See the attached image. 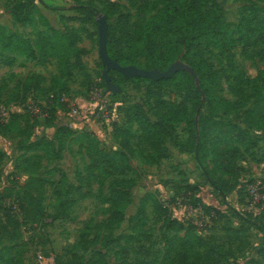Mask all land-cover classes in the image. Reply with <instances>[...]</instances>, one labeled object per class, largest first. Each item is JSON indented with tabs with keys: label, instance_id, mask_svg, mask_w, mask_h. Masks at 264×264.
I'll list each match as a JSON object with an SVG mask.
<instances>
[{
	"label": "rangeland",
	"instance_id": "1",
	"mask_svg": "<svg viewBox=\"0 0 264 264\" xmlns=\"http://www.w3.org/2000/svg\"><path fill=\"white\" fill-rule=\"evenodd\" d=\"M111 1L120 5V12L135 14L129 0ZM218 3L224 18L234 25L242 14L250 15L253 10L250 9L252 3L245 0H218ZM255 4L261 8L256 19L264 22V0ZM91 5L97 8V13L89 12ZM109 5L106 0H0V25L6 35L17 33L36 42L44 33L53 39L64 40L70 46L69 56L74 64H77L75 56L83 49L81 59L91 76L88 80L78 67H73L72 75L62 77L61 83H54V78L61 74L57 58L49 56V61L39 63L37 59L9 52L0 43V106L21 115V126L16 121L9 128L0 126V189L17 185L18 194L25 200L22 216L16 217L19 222L6 220L0 214V264H6L9 257L15 258V264L20 263V257L23 264H79L91 254V250L78 247L83 234L84 239L89 240L87 242L97 243V250L104 253L105 264H123L126 259L170 264L162 262L165 244L172 232L164 226L158 207L160 203L170 204L174 217L194 223L198 227L197 233L206 236L211 246L215 245L213 264H264V230L260 228H264V198L258 202L264 196V123L249 124L243 108L227 115L218 112L226 126L205 140L207 150L202 156L212 173V183L196 154L179 148V144L187 143L189 137L184 120L174 124L171 136L165 141L170 153L168 158L158 165L147 164L142 157L144 145L140 144L141 139L132 138L133 170L127 175L116 173L110 179L88 169L90 160L74 136H64L60 159L45 150H30L31 140L52 136L57 126L71 123L75 131H93L100 146L112 152L119 148L113 126L123 122V110L127 106L143 104L155 120L152 89L161 92L165 99L181 101L192 84L199 86V78L192 74L193 68L180 58L174 63L173 75L167 79L177 75L176 78L159 88L148 81L126 80L120 73L111 71V81L119 89L108 91L103 75L105 65L99 55L97 17L100 13L106 15L110 25L115 27L118 14L110 15ZM66 29H79L80 41L76 47L69 44V38L62 37ZM260 35V41L246 45V41L239 42L225 51L217 47L214 40L202 43L198 56L214 69L217 84L214 92L219 98L244 103L251 89L240 84L239 75L248 79L260 75V85L264 87V28ZM113 39L127 51L126 40L118 33ZM10 57L15 60L8 65L6 61ZM183 72L191 74L193 80ZM52 83L57 87L64 83L66 90L62 103L54 107L52 104L57 102H51L46 93ZM99 101L107 105L108 110H114L109 122L104 121L96 109ZM206 101L203 97V102ZM28 103L38 106L41 113L32 112ZM73 110L78 111L77 117H72ZM203 113L207 114L206 107ZM197 119L200 120L199 115ZM231 125L250 133L257 144L241 155L231 145V152L217 159L215 165L212 145L218 137L230 133ZM133 129L137 131L135 123ZM37 155L41 156L38 165L41 168L35 172ZM124 176L136 178L137 182L131 189L133 198L127 205L126 220L112 228L107 224L110 183L114 178ZM35 177L44 180H35ZM187 183L192 184L188 188L193 185L200 188L197 192L187 191ZM28 185L34 188L42 185V199L38 200L36 191ZM148 193L155 197L146 204L147 236L142 234L140 242L131 244L125 240L111 242L132 233L128 218L138 212ZM197 198L205 206L216 207L220 213L208 214L207 208L196 205Z\"/></svg>",
	"mask_w": 264,
	"mask_h": 264
},
{
	"label": "trees",
	"instance_id": "2",
	"mask_svg": "<svg viewBox=\"0 0 264 264\" xmlns=\"http://www.w3.org/2000/svg\"><path fill=\"white\" fill-rule=\"evenodd\" d=\"M106 1L110 3L109 14H118L117 25L114 27L109 23L108 29L107 49L113 60L121 65H135L147 70L166 71L173 63L182 58L195 71L199 78V86L192 84L188 88L185 98L181 101L165 99L161 92L152 89L150 95L154 98L153 116L156 118L155 120L151 118L143 104L135 103L127 106L123 110V122L113 126V136L119 148L112 152H108L100 146L99 140L93 131H75L64 125L57 126L52 136H42L31 140L30 150H45L51 152L56 159H60L65 143L64 136H74L75 140L80 142V147L85 150L90 160L88 169H91L92 172H98L104 179H110L116 173L127 175L133 170L132 155L134 154V148L131 145L132 138L141 139L140 144L144 145L142 157L147 164L158 165L162 160L168 158L170 153L165 141L171 136V129H173L174 124L184 120L187 123L189 137L187 143L179 144V148L181 151L196 154L199 164L212 183V173L208 169L202 153L207 150L205 148L206 138L226 126L218 117V112L227 115L243 108L245 118L249 124L264 123V87L260 85V75L253 79L242 78L239 75L237 80L241 81L240 84L247 85L251 89V92L245 96L244 103H232L219 98L214 92L217 85L216 73L204 58L198 56V53L202 43L206 40L216 41L217 47L223 51L231 49L239 42L243 44L246 41V45L260 41L262 39L260 31L264 28V22L256 19L261 8L255 3L261 0H245L252 3L250 9L253 10L250 15L242 14L240 21L235 25L224 18L218 0H129L135 9V14L120 12V5L113 3L111 0ZM89 12L95 14L97 8L91 5L89 6ZM131 18L134 21H131ZM68 29L62 34V37L69 38V44L76 47L80 41V31L79 29ZM116 33L121 39L126 40L127 51L124 50L123 45L113 41ZM0 43L9 52L20 53L37 59L39 63L44 64L49 61V56L57 58L61 74L54 78V83H61L62 77L72 75L73 67H78L90 80L91 76L80 55L84 54L85 51L80 49L81 53L75 56L77 64L72 63L69 56L70 46L64 40L53 39L42 33L37 41L33 42L21 34L6 35L0 25ZM14 60V57H10V59H7L6 64H12ZM229 61L232 64L231 55H229ZM183 74L193 80L194 75L192 76L187 72H183ZM176 76L161 80L143 77L124 78L129 81H148L155 88H159L164 83L171 82ZM64 85L63 83L57 87L52 83L46 89L50 101L57 102L52 104L53 107L62 103L66 91ZM203 97H206V102H203ZM204 107H206L207 114L203 113ZM197 115L200 116V120L197 119ZM20 119L21 115L13 112L10 120L7 123L0 122V126L9 128L14 121L21 126ZM258 119L261 121H257ZM134 123L137 125L136 130L139 133L134 131ZM232 136L234 139L231 138ZM256 144L250 133L237 125H231L230 133L221 135L212 145L211 153L215 165L217 159L224 158L231 152L229 149L231 145H233L237 154L241 155L244 152H250ZM36 157L37 167L35 172H38L41 168L38 166L41 156L37 155ZM34 179L44 180L40 177ZM136 182V178L125 176L116 177L111 181L110 196L107 198L110 204V216L107 224L110 227L114 228L126 220L127 205L132 202L133 198L131 189ZM190 185L192 184L187 183L185 186L188 188ZM28 186L29 189L36 191L35 194H37L38 200L42 199V185L35 188L33 185ZM199 188L198 185H193V187L186 190L197 192ZM6 190H11V192L7 193ZM152 197H155L154 194L148 193L142 199L138 212L128 218L132 233L121 235L111 242L125 240V242L131 244L134 241L140 242L143 238L141 237L142 234L147 236L145 230L148 220L146 204ZM8 198L18 203L19 213L4 204V201ZM263 198L264 196H261L258 202L262 201ZM197 204L203 206L202 208H207L206 212L208 214H211V212L220 213L216 207L205 206L198 198L196 200ZM158 207L160 208V214L163 216L165 228L172 232V236L165 244L162 262L167 261L170 264L215 263V245L211 246L206 236L197 233L198 227L194 223L174 217L170 204L160 203ZM24 210L25 200L24 197L18 194L17 185L0 189V214L6 217V220L19 222L16 217L22 216ZM262 212L264 213V204ZM260 228L264 230L262 226ZM84 238L83 234L78 247L87 251L91 250V254L85 257L84 262H79V264H105L104 253L97 250V243L91 244L93 241L87 242L89 240ZM5 262L6 264H15V258L9 257V260ZM19 262L18 264H23L22 257L19 258ZM71 264H76V262ZM123 264L156 263L149 259H136L131 262L126 259Z\"/></svg>",
	"mask_w": 264,
	"mask_h": 264
},
{
	"label": "water",
	"instance_id": "3",
	"mask_svg": "<svg viewBox=\"0 0 264 264\" xmlns=\"http://www.w3.org/2000/svg\"><path fill=\"white\" fill-rule=\"evenodd\" d=\"M97 21L99 27V55L103 64L105 65L103 75L105 82L108 86V91L117 92V90L119 89L117 85H115L111 81L110 71L112 70L118 71L124 77H128V78L143 77V78L161 80V79L170 78L173 75L175 68L174 63L166 71H160L158 69L147 70L144 68L137 67L135 65H121L120 63L113 60L109 56L107 49L108 29H109L108 19L104 14L100 13L97 17ZM192 74L196 79L198 78L194 70H192Z\"/></svg>",
	"mask_w": 264,
	"mask_h": 264
},
{
	"label": "built area",
	"instance_id": "4",
	"mask_svg": "<svg viewBox=\"0 0 264 264\" xmlns=\"http://www.w3.org/2000/svg\"><path fill=\"white\" fill-rule=\"evenodd\" d=\"M92 93H95V90H93ZM27 106L35 114L41 113V109L38 106L34 104H30V103H28ZM96 107H97L96 109L100 111V114H101V115L99 114L100 117L103 118L104 121L109 122L112 118L111 116L114 114V110H108L107 105L102 104L101 101H99ZM11 114L12 113L8 107L0 106V122L1 123H7L10 120ZM77 116H78V111L73 110L72 117H77ZM63 125L69 127L70 129L74 128V126L71 123H64ZM4 204L7 207H11L15 212L17 213L20 212L18 203L14 201L13 199H10V198L6 199L4 201Z\"/></svg>",
	"mask_w": 264,
	"mask_h": 264
}]
</instances>
